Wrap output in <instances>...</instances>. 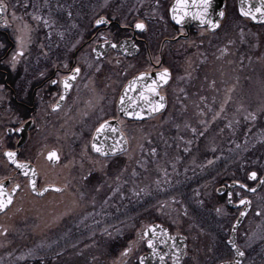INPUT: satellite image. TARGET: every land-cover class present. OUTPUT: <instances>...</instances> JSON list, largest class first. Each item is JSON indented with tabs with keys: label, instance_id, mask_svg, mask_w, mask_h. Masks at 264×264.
<instances>
[{
	"label": "rangeland",
	"instance_id": "1",
	"mask_svg": "<svg viewBox=\"0 0 264 264\" xmlns=\"http://www.w3.org/2000/svg\"><path fill=\"white\" fill-rule=\"evenodd\" d=\"M108 2L103 0L96 8L114 15L117 9ZM227 10L222 28L212 37L197 30L189 39L175 43V50L183 52L170 56L172 77L163 89L168 99L165 112L140 122L120 119L128 149L121 155L120 170L114 177L107 175L113 164L111 158L92 153L90 140L98 122L114 113L120 82H105L101 89L102 83L98 85L96 80L79 105L65 108L60 116L42 118L41 146H26L25 157L34 163L40 185L57 184L64 191L36 197L26 182L21 183L14 203L0 215V264L63 260L71 249L88 251L84 256L90 261L87 264H114L152 220H169L173 229L189 237L190 251L198 246L195 249L201 251V260L186 264H213L219 259L208 255L213 243L220 244L215 225L221 216L230 214L211 209L215 188L230 180L223 178L229 172L233 177L238 175L245 152L264 137L262 129L260 133L251 132L243 143L233 144L231 140V133H235L233 119L238 120L236 124H249L251 129L252 118L264 111V26L240 18L232 0ZM91 14L96 15L97 10ZM17 16L13 20L19 35L32 36L33 24ZM82 38L74 39L72 47ZM197 146H205L211 155L196 160L193 151ZM50 149L58 153L56 164L45 159ZM181 149L190 159L183 173L177 175L175 165L183 161ZM256 160L257 167L242 169V182L254 184L246 179L250 170L259 176L264 173V157ZM5 169L0 163V178ZM95 173L103 177L93 188L94 181L88 176ZM261 192L264 183L251 195L253 209L260 208ZM168 209L172 214L164 218ZM258 221L250 241L244 242L246 248L264 238V218ZM114 234L126 237L114 254L97 247L96 240ZM142 246L134 243L123 263L132 264L144 250ZM251 257L243 264H256Z\"/></svg>",
	"mask_w": 264,
	"mask_h": 264
},
{
	"label": "flooded vegetation",
	"instance_id": "2",
	"mask_svg": "<svg viewBox=\"0 0 264 264\" xmlns=\"http://www.w3.org/2000/svg\"><path fill=\"white\" fill-rule=\"evenodd\" d=\"M102 1L0 0V3L5 5V11L0 13V163L6 168L0 181L9 178V188L14 183H18L20 185L18 193L22 189V182H26L27 185V179L17 173L15 167L8 162L4 155L5 151H16L18 161L31 162L25 157V148L26 146H41L42 118H50L67 107L71 109L79 105L83 99H87L86 93L90 92L89 86L96 80L98 85L102 83L101 89L104 88L105 82H120L115 97L117 99L123 84L139 72L150 73L167 68L172 77L170 56L176 52H183V50L181 52L175 50V43L189 39L197 30L202 31L206 37L215 35L222 28L227 17L229 2V0H224V16L220 21V28L217 31H209L205 26L191 24L185 29L184 26L172 23L170 6L174 0H108V5L117 9L114 10V15L106 14L104 10L96 8L101 6ZM232 1L237 13L236 0ZM93 9L97 10L96 15L91 14ZM128 10L131 14L128 12L126 15L125 11ZM17 14V18L20 15L21 20L26 21L28 25L33 24L32 36L34 35V38L30 34L19 35L13 20H16ZM100 18L107 20V23L97 25L95 21ZM243 19L251 24L249 19ZM44 21H47V24ZM137 22H143L146 28L143 31L136 29ZM76 38H82V42L72 47L73 40ZM109 42L119 44L120 49L110 46L102 54L104 46ZM20 51L23 55L17 58L13 67L11 58ZM75 67H80L81 71L77 78L72 80V86L66 92L62 103L56 107L63 95V80L72 74L71 70ZM168 84L160 88V92L165 96L163 89ZM113 110L112 115L103 118L98 124L106 118H118L115 105ZM120 119L122 118L118 119L119 122ZM37 186L40 187L39 174L37 175ZM63 191L64 189L54 193L60 194ZM231 194L233 203L245 197L251 201L249 211L236 230V243L245 254L241 264L250 255L252 256L251 262L263 264L264 255L259 254L260 251L256 254L257 252L251 249L253 244L250 248L244 246V242L250 241V235L253 233L252 230H255L256 224L258 225V220L262 219L259 218V210L252 207L251 195L253 194L238 186L232 188ZM211 201L214 205V208L211 207L212 210L216 211L219 208L230 214L229 217L221 216L220 221L215 225V229L219 231L217 234L220 244L213 243L208 255L210 257L219 256V259L213 263L217 264L234 257L226 240L242 207H229L226 191L217 193L215 190L214 199ZM166 214L169 217L172 214L171 209H168L164 218L167 217ZM249 220L254 223H250ZM152 223L165 226L170 235L185 237V249L181 258L178 259L180 260L178 264H186L196 258V260H201V251L197 253L195 249L198 246L194 245V249L190 251L189 237L182 231L173 229L169 220L164 222L152 220L149 224ZM143 229L138 232L135 242L120 253V260L131 252L130 249L134 243L136 245L139 243V246L143 245L144 250L133 259L132 264H140L139 257L146 252V238L142 234ZM168 248L165 249L167 256L164 264H174L178 248ZM172 252L174 253L170 254Z\"/></svg>",
	"mask_w": 264,
	"mask_h": 264
},
{
	"label": "water",
	"instance_id": "3",
	"mask_svg": "<svg viewBox=\"0 0 264 264\" xmlns=\"http://www.w3.org/2000/svg\"><path fill=\"white\" fill-rule=\"evenodd\" d=\"M261 6V0H236V10L239 16L242 18H247L252 24H263L264 23V17H261L259 13H255V8ZM224 8V0H211V6L208 9L207 13V19L211 20L213 22H218L220 26V21L223 17L220 16V12H223ZM241 8H243L245 11H248L250 8L255 13L256 19H252L251 16H245L241 13ZM175 9V11H174ZM203 12L202 8V0H184V4L181 5V0H174L170 6V20L175 25L184 26L185 29L191 24H195L196 26H205L208 28L209 31H216V29H212L207 24H202L200 19L194 18L199 16ZM180 17L183 16V19L180 23H177V20L173 17ZM113 42H109L104 46V49L102 50V54L110 47L112 46ZM116 47H113L115 49H120L119 44H115ZM161 71L156 72H139L132 77H130L125 84L120 89L119 95L115 102V109L117 113V117H122L129 120H146L149 118H152L160 113H162L166 108V97L164 94L160 92V88L165 86L169 80L170 75L168 78L167 83L158 82L156 85H153V81H158V75ZM146 74V75H145ZM170 74V72H169ZM72 83V80L70 81V84ZM149 87H156L157 93L149 92ZM68 91V90H67ZM65 89L63 91V97L66 95ZM143 93V96H142ZM163 96L164 100L161 101L160 97ZM62 98L59 100L57 105H60L62 103ZM159 104H163L164 107L160 108L158 111H152V108L158 106ZM128 113H139L140 117L138 118L136 115H129ZM105 125L104 130L101 132H98L97 129L100 128L101 125ZM115 129V131H113ZM93 144H96L97 146L102 147L103 151L107 153V155H103L99 152H96L93 149ZM128 148V141L126 138L125 133L121 130L120 122L118 121V118H109L104 121H102L93 131L91 140H90V149L92 153L100 156V157H114L117 155H120L124 153ZM56 152L55 149H50L45 153V159L50 164H56L59 159H49L48 154L50 152ZM8 152V151H5ZM4 152V153H5ZM15 152L16 151H12ZM58 156V154H57ZM8 162L15 167L16 172L19 173L21 176L26 177L27 179V186L29 191L35 195V196H43L45 193L49 191L58 192L57 189L62 190V188L56 184H44L40 187H37V169L36 167L29 161H18L19 164L27 165L25 168H18L16 164H13L7 156H5ZM59 157V156H58ZM27 173L25 175L24 173ZM251 172L256 171H249L247 173V179L249 181H256L254 186H247V188H242L248 193H254L252 191H249V189H255V191L260 187L261 180H264V174L261 176L257 173V179L250 180L248 177ZM35 182V190H33L32 182ZM0 182H3L4 189L6 192L11 193L12 195V202L14 200L15 194L18 192L19 188L16 189L14 192H12V189L15 185L18 183H14L10 188L8 187L9 184V178L1 180ZM240 184H243L239 181L232 180L227 182L226 184L219 185L215 190L217 193H223L226 191L227 194V205L229 207H242L241 212H244L247 214V212L250 209V205H241L239 201L237 203H233L232 201L229 203V197L228 193H231L232 188L235 186L240 187ZM19 185V184H18ZM241 188V187H240ZM243 199H246L250 201L248 197H245ZM251 202V201H250ZM12 204V203H11ZM10 204V205H11ZM9 205V206H10ZM8 206V207H9ZM5 208L3 210H0V213L4 212L8 209ZM240 213L238 214L237 218L232 224L229 236L226 240L229 247L232 249L234 253V257L231 260L222 261L217 264H239L242 263L244 260L245 254L243 256L237 255V249H239L241 252L243 250L237 245L236 243V230L238 226L241 224L242 220L244 219V216H241ZM142 234L146 238V252H144L139 257V263L140 264H154L156 261L158 264H164L165 257L167 256V252L165 249L169 247L168 249H171V247H177L176 257L177 259L174 260V264H178L181 258L184 249H185V237L183 235H170L167 231V228L161 224L158 223H152L147 225L143 231ZM149 241L152 242V247H149ZM161 247V249H159ZM174 252L170 253L173 254ZM244 253V252H243ZM174 256V255H173ZM114 264H120L118 261Z\"/></svg>",
	"mask_w": 264,
	"mask_h": 264
},
{
	"label": "trees",
	"instance_id": "4",
	"mask_svg": "<svg viewBox=\"0 0 264 264\" xmlns=\"http://www.w3.org/2000/svg\"><path fill=\"white\" fill-rule=\"evenodd\" d=\"M255 113V112H253ZM255 115V114H253ZM252 119H255L254 122L251 124L252 128L250 129V125L243 122L242 124H236L235 122L238 121L236 119H233L231 121L232 125H233V130H235V133L232 135L231 133V140L233 142V144H238V143H243V141H245V139H247L248 136H250L251 132H255L256 133H260V131L262 129H264V111L260 112L258 114L257 117H254ZM242 120V119H241ZM253 121V120H252ZM225 129L227 130L228 128V123H226L225 125ZM202 137V136H201ZM199 138V142H202V138ZM182 146V144L180 145ZM182 154V159L183 161H179V164L175 165V172L177 175H180L183 173V168L185 164H187L188 160L190 159L189 154L188 153H184V151H186L185 149H181L179 150ZM183 151V152H182ZM209 155H211V152H209V150H207V148L205 146H197L194 151H193V156L194 158H196V160L201 161L204 160L205 158L209 157ZM264 157V137L263 139L258 140L257 142H255L252 146H250L248 148V150L245 152L243 159H241V161L239 162L238 166L240 167V171H238V175L233 177L232 172L229 174H226L223 178L225 180H242L244 179V170H247L249 168H253V167H257L255 165H257L258 161L256 159H262ZM121 156H116L111 158V162L113 163L111 165V169H109L107 175L110 176H115V174L120 170V160ZM254 160H256L257 162H253ZM171 164V163H170ZM244 169V170H242ZM166 176V173L163 175ZM89 180L94 181L93 184V188H95L96 184H98L101 180L102 177L99 173L98 174H89L88 176ZM170 177V176H169ZM104 188V187H103ZM261 188V187H260ZM105 191L106 188H105ZM104 192V190H103ZM129 194L132 197H137V195H133L132 190L129 191ZM261 199L259 198V202H260V208H258L259 210V218H264V193L262 194V192L260 193ZM258 217V216H257ZM126 239L125 236L123 235H112L110 237H107L106 239L103 237H100L98 240H96V245L101 246V248L109 251L110 253L114 254L117 250H119V247H121L122 243L124 242V240ZM263 246V247H262ZM253 250H255L257 252V254H261L264 255V238H258L256 240V243H253V245L251 246ZM262 247V248H261ZM69 256L66 259L60 260L58 259L57 261H47L44 262L41 260L39 262V264H87L90 261L86 260V257H84L85 255H89L88 251H84V255L81 252H77L74 251V249H71L69 251ZM80 254V255H79ZM59 256V255H58Z\"/></svg>",
	"mask_w": 264,
	"mask_h": 264
},
{
	"label": "snow or ice",
	"instance_id": "5",
	"mask_svg": "<svg viewBox=\"0 0 264 264\" xmlns=\"http://www.w3.org/2000/svg\"><path fill=\"white\" fill-rule=\"evenodd\" d=\"M184 4V0H181V5ZM211 6V0H202V8H203V12L197 16V17H194V18H197V19H200L201 23L202 24H207L209 25L212 29H216L219 27V23L218 22H213L211 20H208L206 17H207V13H208V9L210 8ZM5 11V5L3 3H0V13L4 12ZM175 11V9H174ZM241 13L242 15H245V16H251L252 19H256V15L255 13H259L261 17H264V0H261V6L260 7H256L255 8V13L251 10V8L248 10V11H245L243 8H241ZM224 13L223 12H220V16L223 17ZM174 19L177 20V23H180L183 19V16H180V17H176L174 16L173 17ZM45 24H47V21H44ZM95 23L97 25H101V24H105L107 23V20H105L104 18H100V19H97L95 21ZM135 28L136 29H139L141 31H143L145 28H146V25L143 23V22H137L135 24ZM107 42V41H106ZM113 47H116L115 44L112 45ZM23 55V52L20 51V52H17L15 53L13 56H12V63H13V67L15 66V62L17 61V58L19 56H22ZM65 67H67V65H65ZM72 74L66 78H64L63 80V84H64V89L65 91H67L72 85L70 84V81L71 80H75L77 78V75L80 73L81 69L80 67H75L73 68L72 70ZM146 75V74H145ZM158 75V81H153V85H156L158 82H162V83H167L168 82V78H169V71L167 68H165L163 71L157 73ZM52 83H56V81H52ZM149 92H152V93H157V89L156 87H149L148 89ZM142 96H143V93H142ZM63 99V97H61ZM161 101L164 100V97L161 96L160 97ZM56 107H59V105H56ZM164 105L163 104H159L158 106L152 108V111H158L160 108H163ZM129 115H136L138 118L140 117V114L139 113H128ZM104 127L105 125H101L99 129H97L98 132H101L104 130ZM113 131H115V129H113ZM193 131H195V129H193ZM93 149L96 151V152H99L103 155H107L106 152L103 151L102 147L100 146H97L96 144H93ZM5 156L8 157V159L13 163V164H16V166L18 168H25L27 167V165H22V164H19L16 160V153L15 152H12V151H8V152H5L4 153ZM48 158L49 159H59V157L57 156V153L56 152H50L48 154ZM25 175H27V173L25 172L24 173ZM250 180H255L257 179V173L256 172H251L249 177H248ZM261 183H264V180H261ZM32 186H33V190H35V182L33 181L32 182ZM20 187V185H15L14 188L12 189V192H14L16 189H18ZM240 187L241 188H247V185L245 184H240ZM59 191V189H57ZM249 191H252V192H255V189H249ZM231 193H228V197H229V203L231 202ZM12 203V195L11 193L9 192H6L5 189H4V184L3 182H0V210H3L5 208H7L10 204ZM239 203L241 205H250V201L246 200V199H241L239 201ZM216 211L219 213L220 212V209L217 208ZM246 213L244 212H241L240 215L241 216H244ZM149 247H152V242L149 241ZM237 255L239 256H243L244 253L241 252L239 249H237ZM237 264H239V262H237Z\"/></svg>",
	"mask_w": 264,
	"mask_h": 264
}]
</instances>
